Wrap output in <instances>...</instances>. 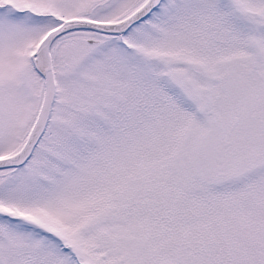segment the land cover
Here are the masks:
<instances>
[{
	"label": "snow or ice",
	"instance_id": "6c2138e0",
	"mask_svg": "<svg viewBox=\"0 0 264 264\" xmlns=\"http://www.w3.org/2000/svg\"><path fill=\"white\" fill-rule=\"evenodd\" d=\"M0 264H264V0H0Z\"/></svg>",
	"mask_w": 264,
	"mask_h": 264
}]
</instances>
